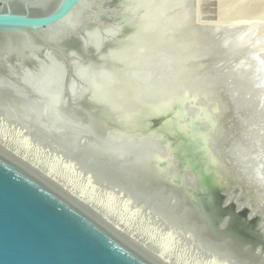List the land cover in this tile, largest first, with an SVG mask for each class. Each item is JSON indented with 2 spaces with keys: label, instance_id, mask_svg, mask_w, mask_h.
<instances>
[{
  "label": "water",
  "instance_id": "obj_1",
  "mask_svg": "<svg viewBox=\"0 0 264 264\" xmlns=\"http://www.w3.org/2000/svg\"><path fill=\"white\" fill-rule=\"evenodd\" d=\"M161 1L74 0L65 10L68 0H0V87L42 102L50 126L116 148L166 141L179 170L165 185L182 187L185 172L200 178L212 166L210 137L231 114L209 81L204 26L177 2L158 12ZM198 84L204 88L194 92ZM45 85L52 87H38ZM168 166L150 162L158 172ZM208 183L182 189L227 215L221 189ZM0 264L163 263L0 147Z\"/></svg>",
  "mask_w": 264,
  "mask_h": 264
},
{
  "label": "rangeland",
  "instance_id": "obj_2",
  "mask_svg": "<svg viewBox=\"0 0 264 264\" xmlns=\"http://www.w3.org/2000/svg\"><path fill=\"white\" fill-rule=\"evenodd\" d=\"M168 1L172 5L177 2L180 13H187V17L191 16L193 21L204 26L205 45L208 42L214 57V73L209 80H216L211 83L217 84V92L232 110L231 118L210 137L212 166H206V173L200 178L193 172H185L182 187L195 190L200 187L205 191L208 182L214 180L216 187L221 189L223 206L230 209L227 215L222 216L219 207L217 209L192 190H189L191 194L172 182L168 183L171 186L165 185L166 179L177 177L179 160L164 140L150 141L148 147L142 145L132 149L124 145L116 148L83 137L63 123L50 126L41 112L42 102L33 105L32 100L27 99L29 101L24 103L16 99L13 92H6L1 87L0 130L48 164L67 173L69 179L82 186L87 194L97 201L107 202L129 224L137 226L146 236L161 240L160 244L167 245L188 263L264 264V0ZM192 55L201 59L200 52ZM206 57L204 55L201 60ZM3 107L14 114L27 115L21 125H26V129L31 126L29 129L36 137L29 130L6 122L5 117L9 115ZM193 110L199 113L198 109ZM40 136L42 139L37 138ZM58 144L86 159L81 162L78 158L67 157L69 153L56 151ZM150 156L160 158L169 166L160 168L158 174L154 168H148L152 162ZM89 172H95L98 177L91 179ZM204 204H207V213L202 215ZM149 213L153 220L148 219Z\"/></svg>",
  "mask_w": 264,
  "mask_h": 264
},
{
  "label": "bare ground",
  "instance_id": "obj_3",
  "mask_svg": "<svg viewBox=\"0 0 264 264\" xmlns=\"http://www.w3.org/2000/svg\"><path fill=\"white\" fill-rule=\"evenodd\" d=\"M170 4L172 5V3H170V1L168 0H163L161 1L159 4H158V12L164 10L165 8H167L168 6H170ZM203 19V18H202ZM204 20V19H203ZM169 23L171 22H166V24L164 25H167L169 27ZM188 26V25H187ZM168 30H170L169 28H167ZM165 29V33L166 35L169 34V31ZM166 43V44H165ZM184 43V42H183ZM172 44V42H171ZM163 45H170V42L168 41V39H166L165 42H163ZM154 48V47H152ZM153 52V51H152ZM218 72V71H217ZM216 72V73H217ZM214 73V71H213ZM212 73V74H213ZM211 77H213L212 75H210ZM215 76H217L215 74ZM2 79V77H0ZM200 78H202V76H200ZM220 78V77H219ZM223 78V77H222ZM0 79V80H1ZM210 79V78H209ZM218 79V78H217ZM23 81L27 80L26 77L24 76L22 78ZM42 80V79H41ZM55 80V79H53ZM202 80V79H201ZM214 80V78L212 80H209L210 82H212ZM221 80V79H220ZM48 81V80H47ZM216 81V80H215ZM213 81V82H215ZM222 82V81H221ZM41 83V84H40ZM182 83V82H181ZM2 84V80L0 81V86ZM33 84H35V82H33ZM37 84H40V85H43V81H40ZM214 84V83H213ZM217 85V84H216ZM215 85V86H216ZM214 86V85H213ZM214 86V87H215ZM38 87H42L44 90H46L47 88L49 87H52L51 85H48V86H38ZM47 87V88H46ZM182 87V86H180ZM217 87V86H216ZM222 87V85H221ZM204 88V87H203ZM202 86H200V84L195 85V90L194 92H197V90H201L203 89ZM220 88V86H219ZM42 89V90H43ZM50 89V88H49ZM183 89V90H182ZM217 89V88H216ZM53 90L55 91L56 88H53ZM222 90V89H221ZM172 92V90H171ZM221 92V91H220ZM187 94L188 92L186 91V87H182L181 88V91H180V96L181 95H184V94ZM224 93V92H223ZM185 94V95H186ZM184 95V96H185ZM225 96V95H224ZM226 98H228L226 96ZM229 100V99H227ZM230 102V101H229ZM230 106V105H229ZM232 107H234L232 105ZM5 109V111L7 112L6 114L9 115V116H6L5 117V120L6 122H9L11 123L14 127L16 128H19V129H26V125L23 126L21 125L22 123L25 122L24 117H26L27 115L21 113V114H14L12 112L14 111H9V109H6L5 107H3ZM224 112V108L221 107ZM234 110V108H233ZM32 112V111H30ZM230 112H232V110H230ZM29 114V113H27ZM234 114V113H232ZM14 116V117H13ZM234 116V115H232ZM29 117V116H28ZM30 118V117H29ZM234 118V117H232ZM18 119V120H16ZM28 119V118H27ZM4 120V121H5ZM22 121V122H21ZM28 121V120H27ZM30 123V122H29ZM236 123V122H235ZM237 124V123H236ZM22 126L24 128H22ZM231 126V125H230ZM234 126V125H233ZM232 126V127H233ZM31 127V126H30ZM30 127H27L28 129L26 130H29L30 132L31 129H29ZM229 128V127H228ZM226 128V130L228 129ZM236 128V127H235ZM76 131V130H74ZM223 131V130H222ZM230 131V130H229ZM233 131V130H232ZM47 132V131H46ZM228 132V131H227ZM33 133V132H32ZM42 133V132H40ZM218 133V132H217ZM225 133V131L223 132ZM230 133V132H229ZM228 133V134H229ZM227 134V135H228ZM33 135L36 137L35 133H33ZM52 135V134H51ZM224 135V134H223ZM226 135V136H227ZM222 136V135H221ZM226 136H223L226 138ZM228 137V136H227ZM39 139H42V137H37ZM45 139V138H43ZM48 139V138H47ZM52 139V138H51ZM50 139V140H51ZM54 139V138H53ZM52 139V140H53ZM224 139V138H223ZM227 139V138H226ZM225 140V139H224ZM46 140H44L43 142H45ZM161 141V140H160ZM59 142V141H58ZM62 142V141H61ZM46 143H49V142H46ZM53 143V142H52ZM60 143V142H59ZM95 143V142H94ZM45 144V143H44ZM57 144V143H56ZM159 144V143H158ZM46 145V144H45ZM49 147V144L47 145ZM60 145L58 144V146L55 147L56 151H63L65 153H69V156H67L65 153L64 156H67V157H74V158H78L81 162L84 161V159L86 158H79L77 156L79 155H75L76 153H74L72 150H68L67 148H61L59 147ZM158 146V145H157ZM164 146V145H163ZM0 147L2 149H4L6 152H8L9 154H11L12 156H14L16 159L20 160L22 163L28 165L30 168L34 169L36 172H38L39 174H41L42 176H44L46 179H48L49 181H51L53 184H55L56 186H58L59 188H61L63 191H65L68 195H70L73 199H75L77 202H79L81 205H83L84 207H86L87 209H89L90 211H92L94 214H96L97 216H99L103 221H105L109 226H111L114 230H116L119 234H121L122 236H124L125 238L129 239L130 241H132L134 244H136L137 246H139L141 249H143L144 251H146L148 254L152 255L154 258H156L157 260H159L161 263L163 264H190L188 263L187 261H185L183 258H181L180 256H178L176 253L172 252L170 248H168L167 245L163 246L162 244H160V242L162 243L161 240L155 238V237H149V236H146L144 231L140 230L137 226L135 225H131L129 224L126 219L119 215V213H117V211L113 210L109 204L105 201H97L92 195H89L86 193V191L84 190V188L82 186H79V185H75L69 178V175L67 173H65L64 171L62 172L61 170L59 169H56L53 165L51 164H48L46 160L42 159L41 157H38L36 156L35 154H33V152H31L27 147H25L23 144H21L19 141H17V139H14V138H11V137H8L6 134H4L3 131L0 130ZM148 147V146H147ZM54 148V146H53ZM145 148V147H144ZM159 149V148H158ZM142 150V147L141 149L138 150V152ZM148 150V149H147ZM152 150V149H151ZM160 150V149H159ZM168 150V149H166ZM212 150V149H211ZM165 151V149H164ZM144 152V151H143ZM142 152V153H143ZM150 152V151H149ZM156 152V151H155ZM146 153V152H145ZM154 153V152H153ZM153 153L151 152V155H153ZM163 153V151H162ZM160 154V153H159ZM74 155V156H73ZM158 155V154H157ZM156 155V156H157ZM167 155V154H166ZM171 155V154H169ZM144 156V155H143ZM215 156V155H214ZM137 157V156H136ZM135 157V158H136ZM152 157V156H150ZM167 157V156H166ZM140 158V157H139ZM138 158V159H139ZM219 159V158H218ZM220 160V159H219ZM131 161V160H130ZM139 161V160H138ZM142 161V160H141ZM144 161V160H143ZM150 161V160H149ZM167 161V160H166ZM169 161V160H168ZM215 161V160H214ZM217 161V160H216ZM131 162H134V161H131ZM219 162V161H218ZM84 163V162H83ZM144 164V163H143ZM150 164V163H149ZM219 164V163H218ZM217 164V165H218ZM136 166H138L136 164ZM173 166V165H172ZM220 166V165H219ZM218 166V167H219ZM133 167V166H132ZM143 167V166H142ZM141 167V168H142ZM146 167V166H145ZM150 166H148L149 168ZM146 169L147 171L150 170V169ZM134 169H136V167H134ZM132 168V171L134 170ZM151 169H153V167H151ZM223 169V168H222ZM92 170H94L96 172V168L93 167ZM144 170V168H143ZM138 171V170H137ZM136 171V172H137ZM152 171V170H151ZM155 171V170H154ZM221 171V170H220ZM219 171V172H220ZM95 172H89V176L91 177V179H96L98 176L95 174ZM134 172V171H133ZM140 172V171H139ZM158 173V171H155ZM141 173V172H140ZM139 173V175H140ZM143 173V171H142ZM146 173V171H145ZM150 173V172H149ZM152 173V172H151ZM163 173V172H161ZM160 173V174H161ZM222 173V172H221ZM136 174V173H135ZM153 174V173H152ZM159 174V173H158ZM165 174V173H164ZM176 174V173H175ZM138 175V174H137ZM138 175V176H139ZM142 175V174H141ZM150 175V174H149ZM155 175V173H154ZM163 175V174H162ZM144 176V174L142 175ZM152 176V175H151ZM159 176V175H158ZM157 176V177H158ZM164 176V175H163ZM175 176V175H174ZM224 176V175H223ZM147 177V176H145ZM161 177V176H160ZM159 177V178H160ZM173 177V176H172ZM185 177V176H184ZM151 178V177H150ZM158 178V182L160 179ZM186 178V177H185ZM165 180V179H164ZM184 180V178H183ZM99 182V181H98ZM101 182V181H100ZM157 182V183H158ZM198 182V181H197ZM105 183V182H103ZM109 183V182H108ZM229 183V182H228ZM110 184V183H109ZM224 184V183H223ZM105 185V184H103ZM106 186V185H105ZM178 186V185H177ZM176 186V187H177ZM197 186V185H196ZM110 189V186H106ZM181 187V186H180ZM197 188V187H196ZM191 193V191H189ZM193 193V192H192ZM191 193V194H192ZM190 194V195H191ZM193 199V198H192ZM134 201H136L134 198H133ZM211 202V201H209ZM130 203L132 205H134L132 203V201H130ZM205 205V204H204ZM207 205V204H206ZM206 205L205 206H202L203 209L201 210L202 212V215H204L203 213H207L206 211ZM214 206V205H213ZM209 207V206H208ZM218 209V207H217ZM215 209H213L214 211ZM209 212V211H208ZM148 213V212H146ZM212 213V212H211ZM152 213H149L147 214L148 216V219H154L153 216H151ZM145 215V214H144ZM146 216V215H145ZM236 217V216H235ZM238 217V216H237ZM223 218V217H222ZM239 218V217H238ZM213 219V218H212ZM228 219V218H227ZM232 219V218H231ZM238 220V219H237ZM168 221V220H166ZM166 225L167 223L164 222ZM254 225V224H253ZM165 227V226H164ZM247 227V226H245ZM252 227V226H251ZM243 228H244V225H243ZM166 229L167 226H166ZM166 231V230H165ZM246 231V230H245ZM250 230H248L247 232H249ZM255 232V231H254ZM257 232V231H256ZM250 233V232H249ZM252 233V232H251ZM250 233V234H251ZM167 234V233H166ZM257 234V233H256ZM254 234V235H256ZM253 235V233H252ZM165 237H167V235H164ZM186 243V242H185Z\"/></svg>",
  "mask_w": 264,
  "mask_h": 264
},
{
  "label": "snow or ice",
  "instance_id": "obj_4",
  "mask_svg": "<svg viewBox=\"0 0 264 264\" xmlns=\"http://www.w3.org/2000/svg\"><path fill=\"white\" fill-rule=\"evenodd\" d=\"M73 3H74V0H68V3L65 6V10H67V8H71Z\"/></svg>",
  "mask_w": 264,
  "mask_h": 264
}]
</instances>
